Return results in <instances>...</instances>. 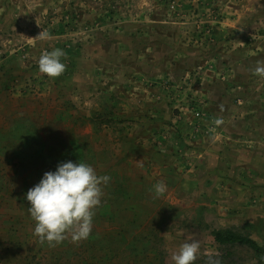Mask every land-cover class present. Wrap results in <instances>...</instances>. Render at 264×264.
Returning a JSON list of instances; mask_svg holds the SVG:
<instances>
[{
	"label": "rangeland",
	"instance_id": "obj_1",
	"mask_svg": "<svg viewBox=\"0 0 264 264\" xmlns=\"http://www.w3.org/2000/svg\"><path fill=\"white\" fill-rule=\"evenodd\" d=\"M56 48L65 71L50 78L38 61ZM257 62L264 0H0V115L13 127L0 136V264H173L193 237L194 264H264ZM69 160L110 182H164V213L150 212L156 230L117 234L115 218L99 214L116 216V193L101 185L87 239L42 242L26 193ZM135 218L130 227L147 226ZM229 229L260 249L219 243Z\"/></svg>",
	"mask_w": 264,
	"mask_h": 264
},
{
	"label": "clouds",
	"instance_id": "obj_2",
	"mask_svg": "<svg viewBox=\"0 0 264 264\" xmlns=\"http://www.w3.org/2000/svg\"><path fill=\"white\" fill-rule=\"evenodd\" d=\"M63 56L59 48L45 51L38 61L39 71L50 78L59 77L65 71ZM253 72L264 76V62H257ZM215 123L219 125L222 121L217 119ZM110 180L109 175H98L91 165L70 160L59 163L55 171L45 172L25 197L35 222L34 234L49 243H60L68 235L73 242L87 239L93 226L94 209L101 204V185L106 186ZM153 190L159 196L166 186L158 182ZM200 248L198 239H188L172 253L171 260L173 264H194ZM208 264L219 262L209 257Z\"/></svg>",
	"mask_w": 264,
	"mask_h": 264
},
{
	"label": "crops",
	"instance_id": "obj_3",
	"mask_svg": "<svg viewBox=\"0 0 264 264\" xmlns=\"http://www.w3.org/2000/svg\"><path fill=\"white\" fill-rule=\"evenodd\" d=\"M0 106H3V103L1 101H0ZM5 119H6V117L0 115V122L4 123V121H6ZM7 123H9V122H7ZM7 123L6 124L4 123L3 133H1V131H0L1 137L5 136L6 131L10 132L13 129V127L11 125L7 126ZM9 137H11V136H9ZM0 146H2V147L6 146L5 140L0 141ZM23 148L17 147V149L14 150L13 147H8V150L4 149V152L8 153V154L14 153V151L17 153H20L23 151L27 152L28 147H23ZM35 150L42 152V153L44 152L43 147H40V148L35 147ZM144 170L146 172L148 169L146 167H144ZM196 172L197 173L199 172V168L196 170ZM149 173H151V170L149 171ZM186 179H187V177H185L184 179H178L177 180L176 186L179 187L178 190H184V191L186 190V187L188 185L185 183V182H187ZM141 181L139 180V187H138V183H137V187H136L134 184H130L129 182L124 181V180L123 181L120 180L119 182H116V183L112 181V182H109L105 186V189H104V195L105 196H109L110 193H116V195L114 197H112V199L110 201L116 202V208H115L116 211L115 212L117 214L115 216L114 213H112V215L109 213H105L107 211H105L103 213H99V214H102L104 216V218H106L107 220H109L111 216H112V220L115 218L116 228L118 229L117 234H120L122 238L123 237L130 238L131 236H133V234L139 235V234H141L140 231H143L144 229H146L147 232H151V230L155 231L156 228L155 227L153 228V226H154L153 222L154 221L152 222L153 216L151 218L150 212L154 211L155 209L158 208L157 213H164L165 205H164V207H162L164 195L161 194V195L157 196L153 190V186L155 184H157L158 182H162V181L157 180V182L155 183V181L152 182L150 178L145 179L142 182ZM171 182H173V181H171ZM147 205L150 206V208L148 210H146ZM106 214H108L107 217H106ZM134 217H136L135 219H139V220L142 219L144 221H147V223H148L147 226L144 228L140 227L139 225L138 226L140 228L139 227H130L131 220H133ZM157 226L159 228L162 227L160 225H157Z\"/></svg>",
	"mask_w": 264,
	"mask_h": 264
},
{
	"label": "trees",
	"instance_id": "obj_4",
	"mask_svg": "<svg viewBox=\"0 0 264 264\" xmlns=\"http://www.w3.org/2000/svg\"><path fill=\"white\" fill-rule=\"evenodd\" d=\"M216 239L221 244L249 243L255 248L260 249L256 243L248 237L242 236L234 232L232 229L216 233Z\"/></svg>",
	"mask_w": 264,
	"mask_h": 264
}]
</instances>
